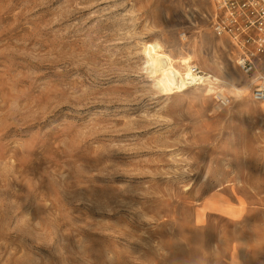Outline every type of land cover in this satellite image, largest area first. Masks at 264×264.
<instances>
[{
  "label": "rangeland",
  "instance_id": "obj_1",
  "mask_svg": "<svg viewBox=\"0 0 264 264\" xmlns=\"http://www.w3.org/2000/svg\"><path fill=\"white\" fill-rule=\"evenodd\" d=\"M216 13L0 0V264H264L261 70ZM154 47L238 87L168 92Z\"/></svg>",
  "mask_w": 264,
  "mask_h": 264
},
{
  "label": "built area",
  "instance_id": "obj_2",
  "mask_svg": "<svg viewBox=\"0 0 264 264\" xmlns=\"http://www.w3.org/2000/svg\"><path fill=\"white\" fill-rule=\"evenodd\" d=\"M217 13L213 31L218 36H227L236 47V62L245 74H255L260 69L264 74V0H213ZM197 82L204 81L206 73L193 69ZM255 76V75H254ZM254 99L264 101V80L254 88ZM222 104L230 98H221Z\"/></svg>",
  "mask_w": 264,
  "mask_h": 264
},
{
  "label": "bare ground",
  "instance_id": "obj_3",
  "mask_svg": "<svg viewBox=\"0 0 264 264\" xmlns=\"http://www.w3.org/2000/svg\"><path fill=\"white\" fill-rule=\"evenodd\" d=\"M161 45V44H159ZM158 47V46H157ZM149 54L152 56V59L154 60L152 64H154V69L159 72L160 80H161V86L163 89L167 90L168 92H174V91H185L189 89L192 86L197 85L196 88L200 87V85H204L206 80L214 79L218 82H222V84H228L234 88H237L238 86L234 83H230L227 80L221 79L218 76L209 74L207 78L202 82H197L198 79L197 75L194 73L193 69L194 66L191 65L192 58L191 57H184L182 59V63L185 67V70L183 71L182 68H178L174 66L172 62V58L169 54L164 52L161 48H152L149 51ZM182 69V70H181ZM157 72V73H158ZM260 79L259 82H262L264 80V74L260 71ZM258 80H256V84H258ZM237 90V89H236ZM225 99V98H224ZM264 102V101H262Z\"/></svg>",
  "mask_w": 264,
  "mask_h": 264
}]
</instances>
